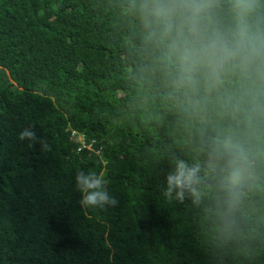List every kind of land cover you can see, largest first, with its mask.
Returning <instances> with one entry per match:
<instances>
[{
	"label": "trees",
	"instance_id": "16d2710c",
	"mask_svg": "<svg viewBox=\"0 0 264 264\" xmlns=\"http://www.w3.org/2000/svg\"><path fill=\"white\" fill-rule=\"evenodd\" d=\"M130 71L97 0H0V264H209L145 153L168 129L122 111ZM30 125L51 151L18 139ZM79 169L103 170L118 206L85 213Z\"/></svg>",
	"mask_w": 264,
	"mask_h": 264
},
{
	"label": "clouds",
	"instance_id": "9594fccd",
	"mask_svg": "<svg viewBox=\"0 0 264 264\" xmlns=\"http://www.w3.org/2000/svg\"><path fill=\"white\" fill-rule=\"evenodd\" d=\"M131 71L122 111L166 127L163 197L190 201L209 264H264V0H97ZM35 126L21 142L52 150ZM107 162H102V167ZM82 210L115 208L104 171L79 169Z\"/></svg>",
	"mask_w": 264,
	"mask_h": 264
},
{
	"label": "built area",
	"instance_id": "2783aa9c",
	"mask_svg": "<svg viewBox=\"0 0 264 264\" xmlns=\"http://www.w3.org/2000/svg\"><path fill=\"white\" fill-rule=\"evenodd\" d=\"M72 139L79 143L80 147H79V151L82 149V148H86V140H85V137L83 135H79L77 134L75 131L72 133ZM94 143V142H93ZM92 145H89L88 148H91Z\"/></svg>",
	"mask_w": 264,
	"mask_h": 264
},
{
	"label": "bare ground",
	"instance_id": "6f19581e",
	"mask_svg": "<svg viewBox=\"0 0 264 264\" xmlns=\"http://www.w3.org/2000/svg\"><path fill=\"white\" fill-rule=\"evenodd\" d=\"M106 83V82H105Z\"/></svg>",
	"mask_w": 264,
	"mask_h": 264
}]
</instances>
